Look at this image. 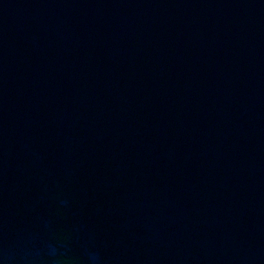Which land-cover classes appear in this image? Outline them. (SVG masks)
Segmentation results:
<instances>
[{
    "label": "water",
    "instance_id": "1",
    "mask_svg": "<svg viewBox=\"0 0 264 264\" xmlns=\"http://www.w3.org/2000/svg\"><path fill=\"white\" fill-rule=\"evenodd\" d=\"M0 264H264V0H0Z\"/></svg>",
    "mask_w": 264,
    "mask_h": 264
}]
</instances>
